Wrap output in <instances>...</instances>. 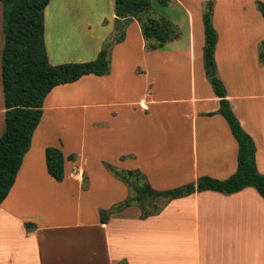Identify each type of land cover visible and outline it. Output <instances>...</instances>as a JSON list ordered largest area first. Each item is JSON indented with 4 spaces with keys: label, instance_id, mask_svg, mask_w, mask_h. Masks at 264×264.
<instances>
[{
    "label": "crops",
    "instance_id": "crops-1",
    "mask_svg": "<svg viewBox=\"0 0 264 264\" xmlns=\"http://www.w3.org/2000/svg\"><path fill=\"white\" fill-rule=\"evenodd\" d=\"M48 5L43 10L48 61L93 60L112 42L107 49L109 72L58 85L44 98L40 122L14 183L0 204V264H264V259L254 263V249L245 250L243 244L254 237L256 222L262 224L253 203L257 200L264 207V199L252 187L230 194L193 192L167 201L147 216L132 204L100 222V210H108L128 196H104L106 185L92 179L87 168L86 146L95 151L92 157L98 171L117 179L106 164L121 171L138 169L157 190L195 182L202 175L225 179L235 171L237 142L225 119L216 113L219 98L205 73L201 69L196 72L197 39L199 56L204 45L202 21L195 35L187 11L185 48L173 39L161 48L148 49L137 25L136 58L130 54L132 23L124 28L121 42L114 40V10L95 26L87 24L85 30L79 25L85 21L80 11L63 19L57 11H49ZM63 20L72 23L70 35L65 30L71 27L58 24ZM1 32L0 27L2 92ZM216 32V75L241 127L254 141L256 167L264 174V65L258 60L263 39L253 46L248 71L238 64L242 56L237 41L222 39ZM80 84H87L89 89H79L75 97L67 95L66 89ZM81 92L90 93V99H82ZM76 108L86 110L87 116L78 123L84 132H80L75 146L66 149L59 134L55 140H47L53 119L66 123L70 116L63 111ZM3 130L2 94L0 134ZM101 136L118 145L119 150L113 153L118 166L133 162V167L119 169L105 160L99 149L104 142ZM48 146L59 148L63 154L61 181L46 170ZM69 155L73 160L67 158ZM26 223L32 226L26 227ZM259 231L264 235V226Z\"/></svg>",
    "mask_w": 264,
    "mask_h": 264
},
{
    "label": "trees",
    "instance_id": "trees-1",
    "mask_svg": "<svg viewBox=\"0 0 264 264\" xmlns=\"http://www.w3.org/2000/svg\"><path fill=\"white\" fill-rule=\"evenodd\" d=\"M167 5L171 0H157ZM49 0H0L2 7L1 30V84L4 105V130L0 134V204L12 187L22 158L29 148L33 132L42 116V104L46 95L56 86L73 83L84 75H106L109 72L108 42L96 58L82 62L51 64L44 46L43 10ZM258 7L264 16V4ZM150 0H114L116 21L135 17L148 49L161 48L168 41L178 38L174 25L163 18L149 17L141 20L140 13L149 11ZM204 45L202 50L205 74L214 94L219 98V113L228 124L238 146L237 166L225 179L202 175L195 182L157 190L145 174L138 169L121 171L106 164L117 179L124 182L134 193L108 210H100V222L104 223L111 212L119 211L132 203H138L142 216L156 213L167 201L193 192L212 190L224 194L252 187L264 199V174L258 172L255 163V144L241 127L233 113L222 81L216 75L214 49L217 32L212 22L211 3L201 14ZM124 39V30L115 37V42ZM258 60L264 65V40L259 44ZM69 160L74 156L69 155ZM64 157L57 147L45 149V164L48 174L56 181L64 177ZM134 177V181L130 178ZM145 198H164L163 204L154 212H143L140 204ZM32 226L26 223V227Z\"/></svg>",
    "mask_w": 264,
    "mask_h": 264
},
{
    "label": "rangeland",
    "instance_id": "rangeland-1",
    "mask_svg": "<svg viewBox=\"0 0 264 264\" xmlns=\"http://www.w3.org/2000/svg\"><path fill=\"white\" fill-rule=\"evenodd\" d=\"M211 3L212 11V22L222 39L235 40L237 41L239 48L238 51L242 56V61H238V64L242 66L244 70L250 71L252 66V49L253 46L261 39L264 40V16L261 14V10L258 7L259 3L264 4V0H171L167 5L160 4L157 0H150L149 11L145 13H140L139 17L141 20L146 21L149 17L152 18H163L170 21L179 35L177 38V45L185 48L187 41L188 33V13L190 12L191 21L193 23V28L195 35H198L201 24V14L207 9V4ZM114 0H51L48 8L49 11H57L58 16H63V19H67L70 14H75L77 11L82 13L81 18L85 21L84 23L79 24L81 28L85 29L87 24H90L92 27L99 23V19L102 16H108L113 12ZM1 11L2 7L0 4V27H1ZM64 23L70 30H65L71 34L73 28L72 23L67 20L58 22V24ZM129 31L131 34L133 50L131 56L138 57L139 53L135 51V31L139 23L136 21L135 17L117 20L114 23V28L116 29L114 37L120 33L121 29L130 24ZM64 26V27H66ZM105 26V25H104ZM57 28H59L57 26ZM86 30V29H85ZM82 34L84 31H81ZM80 33V31H77ZM86 34V31H85ZM2 35V32H1ZM195 52L197 54L196 59V72L198 73L200 69L205 73L203 56H199L198 48V39ZM131 45V46H132ZM257 45V44H256ZM258 46V45H257ZM256 48V47H255ZM255 61V60H254ZM206 75V74H205ZM207 77V76H206ZM208 79V78H207ZM89 89L87 84L82 86L81 84L74 87L66 89L65 92L67 95L72 94L74 97L78 93V90ZM82 94V95H81ZM80 97L82 99L89 98L91 94L87 92H81ZM87 94V95H86ZM87 97H86V96ZM0 101L2 102V92L0 90ZM65 116H70V119L66 121L69 122V125H65V121L60 119H53L52 125L48 133L46 134L47 140H55L57 134L63 138L65 141V148H73L75 143L79 141L80 132H84V128L79 126V121L84 119L87 116V112L84 109H67L63 111ZM108 115V114H107ZM55 116V114H53ZM104 116V114H103ZM71 120V121H70ZM151 120H155V117H152ZM65 125V126H64ZM87 128H90L87 125ZM86 135L87 131H86ZM104 140L103 145L100 144V152H104L105 160L110 161L111 164L118 166L116 158H114V152L118 151V145L110 143L109 138L105 136L100 137ZM109 145V146H108ZM85 154L88 157L87 168L93 174L92 179L97 180L99 184H105L107 187L106 191H102L104 196L108 197H117L119 194L125 196H134L135 193L121 180L113 178L109 173L98 171L99 168L96 166L92 154H95V151H90V147L86 146ZM96 156V155H95ZM133 162L128 164H121L118 166L119 169L123 168H132ZM131 181H134V177L130 178ZM164 198H145L141 201V205L144 208L145 212H154L164 202ZM138 205V203H132ZM131 204V205H132ZM254 212L261 221V225L258 226V218H256L254 225V237L249 240L243 241L244 249H254V263L264 259V235L260 233L261 227L264 226V207L254 200ZM262 219V220H261ZM245 222L241 219V223ZM243 237V236H242ZM243 240V239H242ZM241 240V241H242ZM249 259L248 257H245Z\"/></svg>",
    "mask_w": 264,
    "mask_h": 264
},
{
    "label": "bare ground",
    "instance_id": "bare-ground-1",
    "mask_svg": "<svg viewBox=\"0 0 264 264\" xmlns=\"http://www.w3.org/2000/svg\"><path fill=\"white\" fill-rule=\"evenodd\" d=\"M64 27V26H63ZM68 35H70V34H68Z\"/></svg>",
    "mask_w": 264,
    "mask_h": 264
}]
</instances>
